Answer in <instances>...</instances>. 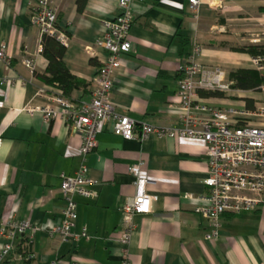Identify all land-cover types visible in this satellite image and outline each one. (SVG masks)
Segmentation results:
<instances>
[{"label": "crops", "instance_id": "obj_1", "mask_svg": "<svg viewBox=\"0 0 264 264\" xmlns=\"http://www.w3.org/2000/svg\"><path fill=\"white\" fill-rule=\"evenodd\" d=\"M51 1L57 28L68 37L66 68L86 83L64 95L78 105L90 98L107 56L97 42L103 22L118 14L117 0H88L82 12L76 0ZM35 3L0 0V42L10 55L8 66L0 62V222L11 217L45 226L59 220L64 206L60 173L73 174L82 156L80 136L62 118L45 121L40 112L27 110L46 102L38 95L40 89L58 90L36 76L45 73L47 60L41 52L42 34L29 20ZM129 13L131 48L113 73L111 100L118 113L154 126L180 125L179 70L194 42L201 47L200 64L220 66L229 77L232 70L252 69L247 48L261 46L253 39L264 30V0H199L196 10L189 0H133ZM27 58L33 61L32 71L24 64ZM232 91L200 98L221 108L252 105L249 98H239L251 90ZM96 141L97 147L85 156L96 195L75 197L73 232L84 228L87 238L62 241L42 230L27 244L19 236L10 260L1 264H120V207L135 192L129 167L138 160L144 162L141 175L155 198L149 213L134 217L129 264H264V204L224 213L219 236L204 239L210 228L195 211L208 193L204 141L154 135L124 139L111 131L110 123L100 126ZM2 242L0 237V246ZM26 252L33 259H22Z\"/></svg>", "mask_w": 264, "mask_h": 264}, {"label": "built area", "instance_id": "obj_2", "mask_svg": "<svg viewBox=\"0 0 264 264\" xmlns=\"http://www.w3.org/2000/svg\"><path fill=\"white\" fill-rule=\"evenodd\" d=\"M133 0H117L118 14L103 22V34L97 44L106 50L107 56L99 66L94 78V87L87 101L72 105L61 90L48 92L44 88L38 91L46 102L39 106H29V112L38 111L45 121L62 118L71 132L80 136L79 153L82 163L73 174L60 173V194L64 200L59 220L41 226L29 219L9 217L0 222V264L10 260L15 250V241L22 236L30 244L33 235L46 231L57 235L62 241L87 238L85 229L78 234L73 232L77 218L75 197L91 199L95 192L91 190L94 181L87 175L85 156L97 147L96 133L100 126L110 123L111 131L124 139L137 137L144 140L151 135L156 137L194 138L204 141L206 146L207 177L204 184L208 193L200 199L203 204L195 211L205 221L210 230L204 235L205 240L219 236L220 218L224 213L239 214L252 211L264 204V82L250 95L251 107L245 102L240 107H216L205 103L200 98L201 92H232V81L227 71L220 66L200 64L198 56L201 47L197 42L192 45L186 62L180 67L177 86L179 98L180 125L175 128L154 126L116 111L111 100L113 73L120 65L121 56L131 48L129 29L132 17L129 13ZM191 8L196 10L199 0H189ZM30 23L40 33L55 37L66 45L67 35L57 28V12L51 0H36L30 17ZM264 46V30L253 39ZM0 62L10 64V55L6 44L0 42ZM253 70L264 74V52L250 58ZM25 66L32 71L33 61L24 60ZM6 80H3V82ZM245 101V100H244ZM2 137L0 136V146ZM143 160H138L129 167L134 177L135 192L124 199L120 210L123 225L118 241L121 244L120 264H129L128 245L135 229L134 217L151 211L154 196L147 191L148 179L141 175ZM34 255L26 252L22 259L31 260Z\"/></svg>", "mask_w": 264, "mask_h": 264}, {"label": "trees", "instance_id": "obj_3", "mask_svg": "<svg viewBox=\"0 0 264 264\" xmlns=\"http://www.w3.org/2000/svg\"><path fill=\"white\" fill-rule=\"evenodd\" d=\"M88 0H76V7L82 12ZM248 51L255 55L264 52V46H249ZM41 52L47 60L45 73H36L44 83L54 86L67 96L73 89L84 88L86 83L75 75L71 74L66 68L63 60L65 45L55 37L43 34L41 38ZM233 89L255 90L264 82V74L253 69H236L229 72ZM204 97L219 96L221 92H202ZM251 107L250 103H247ZM6 264V263H5Z\"/></svg>", "mask_w": 264, "mask_h": 264}, {"label": "rangeland", "instance_id": "obj_4", "mask_svg": "<svg viewBox=\"0 0 264 264\" xmlns=\"http://www.w3.org/2000/svg\"><path fill=\"white\" fill-rule=\"evenodd\" d=\"M230 79V78H229ZM233 92V91H232ZM232 92H230V93H232Z\"/></svg>", "mask_w": 264, "mask_h": 264}]
</instances>
